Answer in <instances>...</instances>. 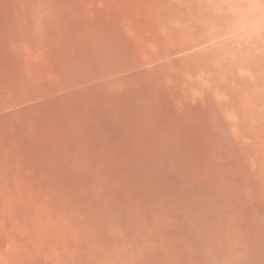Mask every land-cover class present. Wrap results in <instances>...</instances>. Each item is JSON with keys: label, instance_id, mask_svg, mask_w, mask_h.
Masks as SVG:
<instances>
[{"label": "rangeland", "instance_id": "rangeland-1", "mask_svg": "<svg viewBox=\"0 0 264 264\" xmlns=\"http://www.w3.org/2000/svg\"><path fill=\"white\" fill-rule=\"evenodd\" d=\"M0 264H264V0H0Z\"/></svg>", "mask_w": 264, "mask_h": 264}]
</instances>
